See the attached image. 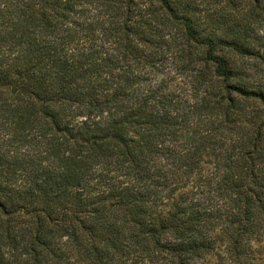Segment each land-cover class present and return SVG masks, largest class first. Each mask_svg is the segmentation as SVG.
Here are the masks:
<instances>
[{"label": "trees", "instance_id": "16d2710c", "mask_svg": "<svg viewBox=\"0 0 264 264\" xmlns=\"http://www.w3.org/2000/svg\"><path fill=\"white\" fill-rule=\"evenodd\" d=\"M264 0H0V264H264Z\"/></svg>", "mask_w": 264, "mask_h": 264}, {"label": "rangeland", "instance_id": "374dc122", "mask_svg": "<svg viewBox=\"0 0 264 264\" xmlns=\"http://www.w3.org/2000/svg\"><path fill=\"white\" fill-rule=\"evenodd\" d=\"M262 26L258 31V34L262 37L261 41H260V46L259 48L261 49V51L263 52L264 50V15L262 16Z\"/></svg>", "mask_w": 264, "mask_h": 264}]
</instances>
